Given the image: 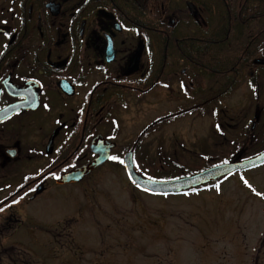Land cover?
<instances>
[{"label":"flooded vegetation","instance_id":"1","mask_svg":"<svg viewBox=\"0 0 264 264\" xmlns=\"http://www.w3.org/2000/svg\"><path fill=\"white\" fill-rule=\"evenodd\" d=\"M149 31L157 37L148 38ZM140 41L138 68L127 75ZM230 53L234 61L250 62L239 70L248 91L240 109L246 123L234 125L245 150L257 123L264 127V63H254L264 59V0H0V264H32L20 260L17 225L22 208L54 187L62 197L105 165L121 167L124 154L134 153L133 143L146 158L144 142L152 132L198 109L209 110L217 128L227 129L228 122L217 120L227 73L196 68L197 62L225 61ZM151 94L157 107L179 104L148 120L143 107ZM139 120L132 139L125 123L129 128ZM216 134L224 144L226 134L219 128ZM95 136L115 143L108 159L79 182L58 183L61 174L94 158ZM192 143V154L208 147L206 141ZM67 221L45 222L44 233L53 238Z\"/></svg>","mask_w":264,"mask_h":264},{"label":"rangeland","instance_id":"2","mask_svg":"<svg viewBox=\"0 0 264 264\" xmlns=\"http://www.w3.org/2000/svg\"><path fill=\"white\" fill-rule=\"evenodd\" d=\"M245 88L241 83L225 95L223 115L217 119L230 125L227 129L218 127L227 136L224 144L215 137L220 125L209 110L205 115L197 112L174 118L144 142L146 158L139 155V159L145 168H155L145 175L160 179L162 174H173V168L179 169L180 175L190 174L207 164L230 159L234 146L243 139L238 135L240 127L234 125L246 123L240 113L241 101L248 93ZM177 104L164 101L157 107L151 94L143 109L151 120ZM140 121L130 122L129 128V122L125 123V132L132 139ZM263 129L259 121L252 135L253 149L264 144V136L259 139ZM192 141H206L205 155L191 153L189 147L195 146ZM251 144L245 145L243 156L250 154ZM113 166L105 165L86 182L68 187L62 197L54 187L56 191L22 208L17 225L21 262L264 264V164L191 192L166 196L139 192L122 168ZM61 216L68 219L65 228L51 238L44 233L48 228L44 223L51 224ZM97 250L107 259L105 263L95 255Z\"/></svg>","mask_w":264,"mask_h":264},{"label":"water","instance_id":"3","mask_svg":"<svg viewBox=\"0 0 264 264\" xmlns=\"http://www.w3.org/2000/svg\"><path fill=\"white\" fill-rule=\"evenodd\" d=\"M143 45L140 41L128 64L126 74L134 73L138 68V63L142 53ZM110 59V58H108ZM254 63H264L262 59L254 60ZM255 122L252 124L254 127ZM115 143L106 141L101 136H95L90 144V149L94 153V158L75 169H72L59 176L57 182L74 183L82 180L93 169L103 164L109 156ZM264 163V150L244 159H235L229 162L210 166L198 173L170 180H155L141 176L134 170L132 153L129 151L123 157V166L128 179L137 189L153 195H172L182 191L198 187L210 181H213L224 175L244 171L254 168Z\"/></svg>","mask_w":264,"mask_h":264},{"label":"trees","instance_id":"4","mask_svg":"<svg viewBox=\"0 0 264 264\" xmlns=\"http://www.w3.org/2000/svg\"><path fill=\"white\" fill-rule=\"evenodd\" d=\"M236 35L234 36V39H239V37L237 36V32H235ZM153 35L154 38L157 37V32L155 31H149L148 32V38H150L151 36ZM168 51L171 50V47H167L166 48ZM149 51H150V54L151 55H154L156 56L157 55V50H155V48L153 47H149ZM227 52H230L229 50ZM203 54H206L205 52ZM235 53H230L229 54V57L224 60H221V62H212L211 64L207 63V62H197V68L196 70L199 71V70H205V71H208L211 66V68H217L216 70H221L225 73H227V76H228V81H229V88H228V92L227 94H230L232 91H234L235 89L238 88V86H240V84L242 83L243 79L241 77V72L239 71L241 69L242 66H244L246 63L250 64L249 60H244L245 62H238V61H234L235 59L233 58V55ZM154 63H155V60H154ZM201 97H206V95L204 96H201ZM205 98H202L201 100V103L204 101ZM197 112L200 114V115H205L207 112H204L202 111L201 109L197 110ZM135 145L136 144H133V149H134V155H135V160L137 161V159H139V154L137 152V149L135 148ZM242 146V144H239L238 146H234V151L232 152V155L230 157V159H224L222 160V162L224 161H229L231 159H234V158H237L236 157V152L240 149V147ZM254 146V145H253ZM260 148H264V144H262V147ZM203 150H201L200 152L202 153ZM259 151V148H256V149H253L251 148V150L248 152L250 154H255L256 152ZM202 155H205V154H202ZM206 157V156H204ZM163 161H166V160H163ZM209 165L207 164L205 167H208ZM173 168V167H172ZM154 170L155 168H150V169H147V171H150V170ZM159 169H157L156 171L158 172ZM178 171L179 169H174L173 168V174L171 175H164L162 174L160 176V178L162 179H170V178H177V177H181V176H184L186 174H183V175H180L178 174Z\"/></svg>","mask_w":264,"mask_h":264},{"label":"snow or ice","instance_id":"5","mask_svg":"<svg viewBox=\"0 0 264 264\" xmlns=\"http://www.w3.org/2000/svg\"><path fill=\"white\" fill-rule=\"evenodd\" d=\"M5 35H7V34H5ZM110 159L116 160V159H118V157L113 156V157H110ZM225 163H226V161H225ZM2 210H3V209H0V211H2Z\"/></svg>","mask_w":264,"mask_h":264}]
</instances>
